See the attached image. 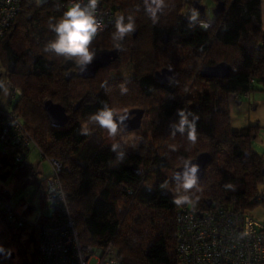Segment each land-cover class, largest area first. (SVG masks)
Masks as SVG:
<instances>
[{
  "label": "trees",
  "instance_id": "obj_1",
  "mask_svg": "<svg viewBox=\"0 0 264 264\" xmlns=\"http://www.w3.org/2000/svg\"><path fill=\"white\" fill-rule=\"evenodd\" d=\"M102 1L116 18L123 15L127 21L132 15L135 29L122 42L118 58L93 78L68 77L77 65L44 50L55 39L49 22L67 10L61 2H24L10 32L0 39L3 71L22 92L10 106L44 155L62 163L61 181L83 245L112 244L120 264H180L183 206L198 210L222 201L250 211L264 203V155L252 147L258 125L234 126L230 109L231 95L241 98L258 83L264 90L263 0H224L225 9L207 27L190 24L191 12L184 13L186 5L196 8L194 1L166 0L155 22L144 0ZM114 32L115 22L97 35L92 45L96 53L116 49ZM223 61L231 65L226 77L201 75L204 66ZM128 67L134 69L133 80L123 76ZM48 99L66 107L65 124L50 122L44 106ZM105 104L116 111L148 108L151 134L133 144L117 142L123 145L122 161L104 129L90 122ZM178 109L197 118L195 144L187 133L172 135ZM84 125L90 134L81 133ZM201 152H209L211 161L198 181L200 190H192L193 204L177 206L173 200L182 189L173 172ZM32 169V163L0 152V182L13 178L19 186ZM0 193L12 196L1 185ZM40 194L45 205L43 190ZM33 209L30 204L23 212ZM0 224V264H37L36 237L33 261L26 247H18L17 262L6 241L18 246L24 230L1 207Z\"/></svg>",
  "mask_w": 264,
  "mask_h": 264
},
{
  "label": "built area",
  "instance_id": "obj_2",
  "mask_svg": "<svg viewBox=\"0 0 264 264\" xmlns=\"http://www.w3.org/2000/svg\"><path fill=\"white\" fill-rule=\"evenodd\" d=\"M26 0H0V39L6 36ZM67 9L78 0H58ZM86 2V0H82ZM263 5V4H262ZM97 16L103 20L100 34L116 21L114 11L99 0ZM9 107L0 108V152L14 155L17 162L26 163L30 147L38 148L49 160L52 172L46 176L45 212L38 221H28L23 211L0 193V207L24 231L35 233L37 264H120L112 244L105 248L83 245L79 238L68 199L61 181L62 163L44 155L19 114L10 106L22 94L9 81ZM249 98L250 93H244ZM33 169L26 180L36 181ZM178 224V256L180 264H264V222L249 211H241L222 201L205 209L183 206Z\"/></svg>",
  "mask_w": 264,
  "mask_h": 264
},
{
  "label": "clouds",
  "instance_id": "obj_3",
  "mask_svg": "<svg viewBox=\"0 0 264 264\" xmlns=\"http://www.w3.org/2000/svg\"><path fill=\"white\" fill-rule=\"evenodd\" d=\"M42 0H37V3ZM99 0H78L64 11L62 18L55 23L50 21V28L55 33V39L45 46V51L53 53L57 57H64L66 60L73 61L81 71H86L96 57V49L92 47L93 41L104 27L103 20L97 16V7ZM145 11L148 16L155 22L158 19V13L162 12L166 7V0H144ZM190 24H195L198 20V13L193 11L190 16ZM203 27H207L203 21H200ZM135 29V21L132 15H120L115 21V32L112 34L114 47L122 48V42L125 37L133 33ZM0 89H3L5 95L8 94V86L3 80H0ZM126 89H122L125 92ZM179 120L172 125L174 136L177 132L180 134L187 133V139L195 144L197 141L196 119H189L190 114H186L183 109H178ZM130 119L127 110L117 112L107 104L99 111L90 116V122L98 125L101 129L107 131L109 137H117L120 135L127 125L124 123ZM82 134H90V129L84 125L81 129ZM128 141L125 140L124 144ZM112 150L117 153V160L124 159L123 145L114 143ZM183 173L176 172L174 179L178 182V189L173 203L177 206L185 204H193L192 190L199 191L197 181V172L199 165L191 164L190 160L183 163Z\"/></svg>",
  "mask_w": 264,
  "mask_h": 264
},
{
  "label": "rangeland",
  "instance_id": "obj_4",
  "mask_svg": "<svg viewBox=\"0 0 264 264\" xmlns=\"http://www.w3.org/2000/svg\"><path fill=\"white\" fill-rule=\"evenodd\" d=\"M44 1V0H42ZM189 4L196 0H188ZM224 1V0H219ZM264 1V0H263ZM225 2V1H224ZM200 4H204L206 6V11L204 13L198 12L197 8L190 9L189 5L185 6L184 13L188 12H197L198 20L197 23L201 25L200 21H203L208 26L212 24L214 19V9L216 8L218 1L214 0H201ZM264 6V4H263ZM123 75L125 78H128L129 71L128 69H123ZM119 74V73H118ZM0 80H3L5 84L8 86L9 80L6 74L3 71V67L0 63ZM238 100V101H237ZM9 107V93L7 95L4 94L3 89H0V108H8ZM230 109H231V119L234 126H244V125H258L256 130L257 137L252 141V147L255 151L264 155V90H262V85L258 83L256 85V89L250 92V97L242 96L239 98L238 95L230 96ZM147 124V122H146ZM146 132L150 136V131L145 126L144 131L139 133H130V134H120L117 137H109L106 130L103 131V135L106 140L110 143L124 142L128 141L127 144H133V142H139L142 137V133ZM195 158V157H194ZM27 160L34 164L35 170L38 172V178L36 181H28L26 180L23 184L17 186L14 179L10 178L7 181H1L0 185L4 187V189L10 191L12 194L10 201L15 205L17 210L23 211L30 204L34 206V209L28 213H25V217L28 221L36 222L38 221V217L41 213L45 212V205L43 199L41 197V191L45 189V183H41L43 177L51 174L52 167L48 159L44 158L38 148L32 146L29 149ZM253 215H255L258 219L264 222V203H258L252 210H250ZM0 224V229H1ZM34 233L30 228L28 230L23 231L22 237L20 240V247H26L28 250L27 258L30 262L33 261L34 255L31 253L34 249ZM19 245H15L10 248V250L18 251ZM17 262L21 261L20 256L15 259ZM96 259L92 258L89 264H95Z\"/></svg>",
  "mask_w": 264,
  "mask_h": 264
},
{
  "label": "water",
  "instance_id": "obj_5",
  "mask_svg": "<svg viewBox=\"0 0 264 264\" xmlns=\"http://www.w3.org/2000/svg\"><path fill=\"white\" fill-rule=\"evenodd\" d=\"M195 7L197 8L198 12L204 13L206 11V6L204 4H200L198 1H194ZM225 9V2L219 1L216 8L214 9V14L221 12ZM119 56V49L113 50H103L96 53V57L94 61L88 65L86 71H81L80 68L77 66V69L70 72L68 77H73L75 75L84 77V78H93L96 73L106 66H108L112 61L116 60ZM231 71V65L225 61L219 62L214 65H206L201 69V75L203 77H226ZM45 110L47 112L48 118L50 122L54 125L60 126L65 124L68 121V113L66 107L59 103L54 102L52 99H48L44 103ZM140 113L135 119H138V123L135 125H127L124 131L138 128L140 126V119L143 114V110L135 109L129 111V115L132 113ZM191 164L199 165V170L197 172V181H200L204 176V170L206 165L211 161V154L209 152H201L195 158L190 159ZM183 165L177 167L173 172V179L176 172L183 173ZM175 180V179H174ZM211 202H209V205ZM181 212H179V215ZM1 261V255H0Z\"/></svg>",
  "mask_w": 264,
  "mask_h": 264
},
{
  "label": "flooded vegetation",
  "instance_id": "obj_6",
  "mask_svg": "<svg viewBox=\"0 0 264 264\" xmlns=\"http://www.w3.org/2000/svg\"><path fill=\"white\" fill-rule=\"evenodd\" d=\"M128 69L129 71V77H128V80H133L134 79V69H132L131 67H128L126 68V70ZM124 76V75H123ZM161 79L164 80L165 77L161 76ZM135 109H139V110H143V114H142V117L140 119V126L138 128H134V129H130V130H127V131H123L121 134H130V133H139V132H142L144 131V127L147 125L146 122H147V118L149 116V112H148V108H146L145 106H132L130 108H127L125 110H127V112L131 111V110H135ZM125 110H122V111H117V112H123ZM140 113H132L130 114V119L126 120V124L127 125H135L137 124L139 121L138 119H135ZM131 131V132H130ZM129 132V133H128ZM146 132H143L142 133V137L144 136ZM147 135V134H145ZM7 242V250H10L11 247L15 246V243L13 241H6ZM20 247V246H19ZM12 257L14 259H16L18 257V255H16L15 251L13 250L12 251ZM2 261V260H1ZM0 261V263H1Z\"/></svg>",
  "mask_w": 264,
  "mask_h": 264
},
{
  "label": "crops",
  "instance_id": "obj_7",
  "mask_svg": "<svg viewBox=\"0 0 264 264\" xmlns=\"http://www.w3.org/2000/svg\"><path fill=\"white\" fill-rule=\"evenodd\" d=\"M263 4H264V1H263ZM262 7H263L262 18H263V28H264V6L262 5ZM45 177L42 178L41 183H43V182L45 183Z\"/></svg>",
  "mask_w": 264,
  "mask_h": 264
},
{
  "label": "bare ground",
  "instance_id": "obj_8",
  "mask_svg": "<svg viewBox=\"0 0 264 264\" xmlns=\"http://www.w3.org/2000/svg\"><path fill=\"white\" fill-rule=\"evenodd\" d=\"M131 132V131H130ZM129 133V132H128Z\"/></svg>",
  "mask_w": 264,
  "mask_h": 264
}]
</instances>
